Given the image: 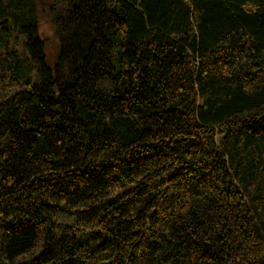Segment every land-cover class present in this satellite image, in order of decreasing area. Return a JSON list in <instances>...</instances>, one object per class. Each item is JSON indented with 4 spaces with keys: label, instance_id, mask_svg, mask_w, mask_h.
Masks as SVG:
<instances>
[{
    "label": "trees",
    "instance_id": "16d2710c",
    "mask_svg": "<svg viewBox=\"0 0 264 264\" xmlns=\"http://www.w3.org/2000/svg\"><path fill=\"white\" fill-rule=\"evenodd\" d=\"M0 48V264H264V0H0Z\"/></svg>",
    "mask_w": 264,
    "mask_h": 264
},
{
    "label": "rangeland",
    "instance_id": "374dc122",
    "mask_svg": "<svg viewBox=\"0 0 264 264\" xmlns=\"http://www.w3.org/2000/svg\"><path fill=\"white\" fill-rule=\"evenodd\" d=\"M44 27H45V24H44V23H43V24H40V30H41V31L44 29ZM49 29H50V28H49ZM50 32H51V31H50ZM17 45H20V44H16V43L12 42L11 45H10V47L18 50L19 47H16ZM50 48H51L52 50H54V49H55V46H54V45H51ZM3 51H4V50H2V49L0 48V54H1ZM0 87H1V83H0ZM97 264H99V263H97Z\"/></svg>",
    "mask_w": 264,
    "mask_h": 264
}]
</instances>
